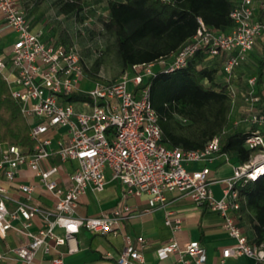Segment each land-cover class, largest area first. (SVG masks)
Segmentation results:
<instances>
[{
	"label": "built area",
	"instance_id": "obj_1",
	"mask_svg": "<svg viewBox=\"0 0 264 264\" xmlns=\"http://www.w3.org/2000/svg\"><path fill=\"white\" fill-rule=\"evenodd\" d=\"M234 2L229 14L232 24L226 30L208 27L199 18L196 33L170 55L133 64L115 79H104L87 72L73 44L44 41L32 31L17 0H0V16L15 33L10 51L0 54V75L20 106L33 141L32 147L1 146L0 178L13 182L19 168L26 167L52 198L50 207L33 203L36 185L20 183L17 187L23 199H14L0 181V236L13 229L29 238L26 245L0 250V261L18 259L22 264H37L40 250L49 254L54 249L49 264H64V251L59 246L82 227L101 235L117 233L124 220L139 214L124 201L100 215L76 213L81 196L87 190L102 191L110 177L128 193L148 195V207L142 212L165 208L169 193L206 204L223 216V227L235 240L233 246L223 249L221 261L228 256L247 255L254 259L252 264H264V244L250 243L230 215L241 204L247 206L246 198L240 199V188L264 174V110L255 109L261 100L254 92L256 75L247 78V90L241 92L248 113L234 123L250 131L245 144L252 152L249 160L236 165L224 180L226 189L219 199L212 195L209 168L191 169L188 165L219 156L228 159V153L221 150L220 136L197 149L166 146L161 142L162 128L150 97V77L185 68L199 50L211 57L226 53L221 70L230 94L236 95L231 82L235 70L264 32V22L255 19L253 0ZM73 95L87 98L70 100ZM52 158L58 162L51 163ZM68 161L76 165L68 175L69 185L63 187L55 175ZM9 202L14 203L13 210L8 208ZM36 216L42 219V225L31 230ZM15 218H21L22 224H12ZM164 222L177 231L182 220L165 208ZM56 227L63 229V235L55 232ZM125 239L117 264H144L139 249L144 239L138 237L136 246L129 236ZM156 255L159 259L174 255L180 264H205V248L197 240L180 247L175 238H170L156 249Z\"/></svg>",
	"mask_w": 264,
	"mask_h": 264
},
{
	"label": "crops",
	"instance_id": "obj_2",
	"mask_svg": "<svg viewBox=\"0 0 264 264\" xmlns=\"http://www.w3.org/2000/svg\"><path fill=\"white\" fill-rule=\"evenodd\" d=\"M17 1L19 3L23 2L26 6V9H23L31 24V29L34 32H38L42 40L49 41L55 39L62 45L71 44L62 43L60 39L61 31L65 30L71 38V42L73 40L70 31L72 26H69L68 22H66L71 13L65 14L59 10L61 16L57 17L56 28L58 26V29L54 33L49 26L48 18L44 12L38 14L35 11L34 2L40 6L45 0ZM105 1L107 3L108 0ZM253 4L255 19L264 22V0H253ZM14 40L15 33L6 26L0 16V54L9 52ZM226 56V53L218 57L207 56L201 65L217 68L216 78L221 83H223L221 64ZM261 60H264V32L256 38L255 44L250 50L247 59L235 70L231 81L233 83L232 86L237 90L234 99L240 100V102H234L235 110L232 112L236 118H243L248 113L246 104L242 102L241 92L247 90V78L252 75L257 76L258 62ZM254 92L261 99L255 109L264 110V73H262L260 81H256ZM228 155V159L224 156H219L213 161H199L188 165L191 169H201L205 166L209 168L210 188L213 197L216 199L223 196L224 190L226 189L224 180L229 178L233 174L234 167L239 165L236 157L230 154ZM50 162L57 163L58 161L56 158H52ZM75 165L76 163L74 161H68L60 166L58 174L55 175V178L63 187L69 185L68 175ZM0 181L8 188L10 195L14 199H23L22 194L18 190V184H35L36 189L33 193L32 202L45 207H50L52 204L50 195L42 189L37 178L26 167L19 168L18 174L13 182H8L3 178H0ZM242 190L243 187L240 188L241 200L242 198H246ZM147 199L148 195L145 193L136 196L126 192V188L123 185L115 180H111L110 177L102 191L91 192L87 190L80 198L76 209L77 215H100L111 211L121 201H124L133 211L139 212V214L124 220L117 233L101 235L92 233L82 227L66 244L59 246L64 251V264H117L116 258L122 250L127 236L131 238L135 246L137 245L138 237L144 239V246L139 248L143 254L144 264H180L174 255L163 259H159L156 255V249L170 238H175L180 247L186 246L192 240L199 241L205 248V264H252L254 262V259L247 255L228 256L221 261L223 249L233 246L235 240L224 229V219L218 211L211 209L206 204H196L187 196L169 193L168 203L165 208L171 210L182 220L181 228L173 231L164 222L165 208H156L149 212H142L148 207ZM7 205L10 210H13L15 207L13 202H9ZM230 215L234 217L235 222L248 241L255 243V226L257 225V220L253 212L246 205L241 204L240 208L231 211ZM11 222L14 225H21L23 220L21 218H15ZM41 225L42 219L36 216L33 218L30 229L36 230ZM55 232L58 235H63L64 233L60 227H56ZM28 241L29 238L26 234L10 229L7 231L6 236H0V250L6 252L12 247L26 245ZM69 247L72 248V251H68ZM54 252L55 250L52 249L49 254H45L40 250L36 255L37 264H49V258ZM0 264H22V262L18 259H7L1 260Z\"/></svg>",
	"mask_w": 264,
	"mask_h": 264
},
{
	"label": "trees",
	"instance_id": "obj_3",
	"mask_svg": "<svg viewBox=\"0 0 264 264\" xmlns=\"http://www.w3.org/2000/svg\"><path fill=\"white\" fill-rule=\"evenodd\" d=\"M57 2L59 10L65 14L83 9V0ZM234 5V0H108V17L101 23L116 37L117 53L125 70L133 64L155 61L176 51L196 33L199 18L208 27L226 30L232 24L229 14ZM60 39L62 43H71L65 30L61 31ZM207 56L205 50H199L185 68L170 73L157 72L150 77L151 104L159 116L161 142L166 146L197 149L219 135L222 152L236 157L238 164H244L252 152L245 144L250 131L245 125L229 121L232 95L224 77L223 83L217 80V68L201 66ZM86 70L91 73L90 69ZM262 73L264 60L258 62V81ZM84 98L87 97H69L70 100ZM172 116L193 123H208V131L198 140L176 135L169 128ZM1 144L33 146L28 122L0 75V148ZM242 191L247 207L257 220L254 244H264V174L249 181Z\"/></svg>",
	"mask_w": 264,
	"mask_h": 264
},
{
	"label": "rangeland",
	"instance_id": "obj_4",
	"mask_svg": "<svg viewBox=\"0 0 264 264\" xmlns=\"http://www.w3.org/2000/svg\"><path fill=\"white\" fill-rule=\"evenodd\" d=\"M57 1L45 0L40 6L34 2L35 11L38 14L44 12L54 33L58 29V26L56 28L57 17L61 16L60 3L58 4ZM20 5L26 9L23 2H20ZM107 17L108 8L105 0H84L83 9L78 13L72 12L66 22L72 26L70 30L73 36L71 44L78 49L86 68L91 70L89 74L93 76L99 74L104 79H115L122 71V63L117 53L116 37L108 33L101 23ZM234 102H240V100L231 97L228 117L233 124L242 119L236 118L232 112L235 110ZM242 102L245 103L244 100ZM209 117L211 120L212 115ZM168 123L173 133L192 139H202L205 131H208V123H193L178 116H172Z\"/></svg>",
	"mask_w": 264,
	"mask_h": 264
}]
</instances>
